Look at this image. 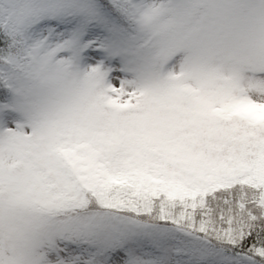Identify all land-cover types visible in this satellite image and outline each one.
Masks as SVG:
<instances>
[{
    "label": "snow or ice",
    "instance_id": "snow-or-ice-1",
    "mask_svg": "<svg viewBox=\"0 0 264 264\" xmlns=\"http://www.w3.org/2000/svg\"><path fill=\"white\" fill-rule=\"evenodd\" d=\"M0 264H264V0H0Z\"/></svg>",
    "mask_w": 264,
    "mask_h": 264
}]
</instances>
